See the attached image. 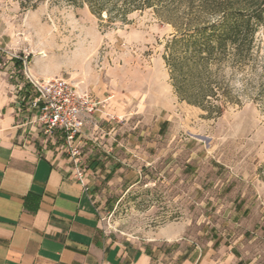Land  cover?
<instances>
[{
    "label": "rangeland",
    "instance_id": "obj_1",
    "mask_svg": "<svg viewBox=\"0 0 264 264\" xmlns=\"http://www.w3.org/2000/svg\"><path fill=\"white\" fill-rule=\"evenodd\" d=\"M103 19L82 0H0V71L31 97L29 77L102 80L121 95L94 191L113 237L164 248L162 230L182 228L192 246L264 264V21L250 53L210 66L226 101L209 114L175 90L172 25L153 9Z\"/></svg>",
    "mask_w": 264,
    "mask_h": 264
},
{
    "label": "crops",
    "instance_id": "obj_2",
    "mask_svg": "<svg viewBox=\"0 0 264 264\" xmlns=\"http://www.w3.org/2000/svg\"><path fill=\"white\" fill-rule=\"evenodd\" d=\"M94 83L78 87L106 102L107 116L96 114L98 126L83 128L76 168L62 149L63 134L47 138L32 126L22 100L30 92L0 71V264H255L257 258L192 246L182 228L163 229L159 242L166 246L146 249L107 231L94 191L112 150L108 116H120L123 101L107 96L102 80Z\"/></svg>",
    "mask_w": 264,
    "mask_h": 264
},
{
    "label": "trees",
    "instance_id": "obj_3",
    "mask_svg": "<svg viewBox=\"0 0 264 264\" xmlns=\"http://www.w3.org/2000/svg\"><path fill=\"white\" fill-rule=\"evenodd\" d=\"M93 15L123 22L136 11L155 10L176 29L165 60L182 101L221 114L225 90L210 82V66L228 53H250L253 38L264 21V0H82ZM182 15V16H181Z\"/></svg>",
    "mask_w": 264,
    "mask_h": 264
},
{
    "label": "built area",
    "instance_id": "obj_4",
    "mask_svg": "<svg viewBox=\"0 0 264 264\" xmlns=\"http://www.w3.org/2000/svg\"><path fill=\"white\" fill-rule=\"evenodd\" d=\"M29 81L35 95L22 98L27 103L28 111L33 113L29 123L47 138H51L55 132H61L62 149L77 168L82 130L87 124L98 126L93 118L96 114L106 115V102H101L92 93L81 90L65 78L37 80L29 77ZM77 176L81 177L79 171Z\"/></svg>",
    "mask_w": 264,
    "mask_h": 264
}]
</instances>
